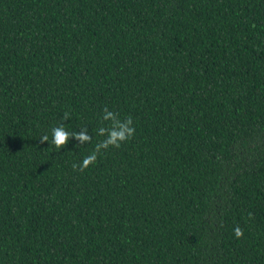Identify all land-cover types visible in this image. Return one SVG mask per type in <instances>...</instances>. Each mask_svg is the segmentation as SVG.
<instances>
[{
    "label": "trees",
    "instance_id": "trees-1",
    "mask_svg": "<svg viewBox=\"0 0 264 264\" xmlns=\"http://www.w3.org/2000/svg\"><path fill=\"white\" fill-rule=\"evenodd\" d=\"M0 264H264V0H0Z\"/></svg>",
    "mask_w": 264,
    "mask_h": 264
},
{
    "label": "clouds",
    "instance_id": "clouds-1",
    "mask_svg": "<svg viewBox=\"0 0 264 264\" xmlns=\"http://www.w3.org/2000/svg\"><path fill=\"white\" fill-rule=\"evenodd\" d=\"M64 120H68V113L64 115ZM103 121L110 122V126L100 127L99 136L105 137V139L96 143L94 150L82 159L79 164H73V170H79L83 172L87 170L90 166H93L97 160L101 151H106L110 147L119 149L122 144L128 142L135 136V127L133 126L132 117L128 116L123 121L119 119V114L109 111L107 107L103 109ZM70 138H75L80 141L81 145L88 144L92 142L91 135H84L82 133L77 134L76 132H69L66 130L65 125L62 123L52 129V145L57 149H64ZM41 143L48 142V136L44 135L40 139ZM249 218L251 214H249ZM234 235L237 239H242L244 236L243 229L237 226L234 229Z\"/></svg>",
    "mask_w": 264,
    "mask_h": 264
}]
</instances>
